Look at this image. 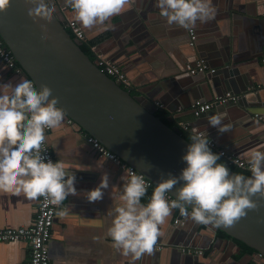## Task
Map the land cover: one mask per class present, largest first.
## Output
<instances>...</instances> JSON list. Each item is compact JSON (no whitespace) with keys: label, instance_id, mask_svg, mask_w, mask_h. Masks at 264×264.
Listing matches in <instances>:
<instances>
[{"label":"crops","instance_id":"obj_1","mask_svg":"<svg viewBox=\"0 0 264 264\" xmlns=\"http://www.w3.org/2000/svg\"><path fill=\"white\" fill-rule=\"evenodd\" d=\"M51 3L66 12L65 21H75L73 10L65 7L63 0ZM155 4L156 0H133L105 26L83 29L85 36L91 38L85 41L93 42L95 53L122 68L131 83L132 95L143 96L156 107L160 105L156 110L164 111L176 128L188 125L191 130L207 129L209 140L217 149L247 162L251 149L264 150V68L260 61L264 50V0H213L217 15L207 23L197 22L192 47L188 45V30L168 25ZM197 61L215 70L211 80L218 84V91L206 85V75L185 73L184 65L194 67ZM20 73L0 63V83H16L21 79ZM223 81L231 86L232 93L243 96L241 102L228 103L224 109L213 107L209 114L194 117L191 103L210 102L215 93L226 91L220 85ZM218 112L226 113L223 124L230 125V130L222 134L208 126L207 118ZM253 113L259 114L257 120L252 118ZM67 121L65 118L59 127L46 133L47 145L55 162L64 158L69 170L75 172L79 194L68 197L56 211L49 241V264H130V257L122 256L112 247L107 236L110 219L106 216L108 209L122 203L121 177L128 175L114 163L98 157L86 141V132L82 136L81 128ZM105 171L110 176V187L102 201L89 203L87 191L99 184ZM150 199L145 195L142 203L147 204ZM37 203L38 200L28 199L23 192L16 195L0 190V229L29 226ZM64 207H69V212L61 216L58 213ZM179 212L174 209L173 215L160 226L162 235L157 242L165 247L180 243L175 238L179 232L174 229ZM194 224L189 221L187 229L191 230ZM223 239L218 236L209 243V237L203 235L200 245L208 248L195 249L203 253V258L197 261L174 250H161L157 243L153 254H145L136 264H259L254 250L242 251L236 242L234 246ZM0 264H29L28 243H0Z\"/></svg>","mask_w":264,"mask_h":264},{"label":"clouds","instance_id":"obj_2","mask_svg":"<svg viewBox=\"0 0 264 264\" xmlns=\"http://www.w3.org/2000/svg\"><path fill=\"white\" fill-rule=\"evenodd\" d=\"M133 0H63L65 7L74 12V20L81 29L91 30L105 26L120 15ZM12 0H0V14H6ZM27 15L40 24L41 40L47 39V24L54 19L56 7L51 0H24ZM155 6L168 25L185 30L195 29L197 22L214 20L217 8L213 0H156ZM41 21L45 23H40ZM66 111L59 99L46 84L37 86L21 78L18 82L0 83V190L21 192L30 200L43 197L46 203L61 206L68 197L78 196L75 172L64 158L53 162L46 159L44 145L48 141L46 129H55L64 121ZM226 113L207 118L208 126L222 134L230 130L223 124ZM190 144L182 157L186 164L176 176L169 173L156 184L151 199L142 203L147 185L144 175L129 170L124 181L120 200L107 210L110 219L107 236L112 247L136 264L145 254L152 255L160 226L179 209L182 216L197 224L228 228L246 218L249 212L258 211V202L264 201V150L251 149L247 163L251 176L232 174L226 163L219 162L222 153L210 148L207 129H192ZM111 184L108 172H103L99 184L87 191V201L98 203L104 199ZM175 199L167 195L176 185ZM255 198V199H254ZM191 208L189 213L188 209ZM69 207L58 214L67 215Z\"/></svg>","mask_w":264,"mask_h":264},{"label":"water","instance_id":"obj_3","mask_svg":"<svg viewBox=\"0 0 264 264\" xmlns=\"http://www.w3.org/2000/svg\"><path fill=\"white\" fill-rule=\"evenodd\" d=\"M27 10L24 0H12L8 12L0 14V40L20 67V77L31 79L37 86H49L53 90V96L59 99V106L66 111V119L72 120L87 135L97 139L124 163L144 175L155 187L169 173L178 176L186 167L182 157L190 144L182 137L180 130L169 127L154 116L157 109L155 104L143 96L132 95L130 90H125L99 71L94 61L81 50L80 43L67 32L65 11L56 9L53 22L46 25L47 39L41 40L43 33L40 24L33 23ZM84 37L91 41L90 36H85V33ZM0 63L6 67L1 61ZM187 66L185 64L183 69L190 75ZM196 75H206V85L211 90H219L218 84L211 80L213 74ZM220 85L226 91L215 93L210 102L227 92L234 94L225 81L220 82ZM238 96L237 101L240 103L243 96ZM196 101L200 100L191 103V112ZM226 107V104L214 105L216 110ZM205 114L209 112L199 117ZM256 114L259 116L258 113L251 114L254 120H257L254 117ZM168 121L171 122V119ZM181 186L182 184L176 185L168 195L175 199L176 189ZM258 203L261 205L258 211L249 212L246 218L228 228L194 222V226L188 230L191 219L179 212L176 217L178 224L174 225V229L176 233L179 232L175 238L180 243H171L173 247L157 243L162 246L161 250H174L197 261L203 258V253L188 254L183 253L182 249H207V246L200 245L201 237H209L211 243L222 232L226 236L223 239L226 243L236 246L235 242L240 241L255 253L261 254V261L264 262V201ZM188 211L190 213L191 208Z\"/></svg>","mask_w":264,"mask_h":264},{"label":"built area","instance_id":"obj_4","mask_svg":"<svg viewBox=\"0 0 264 264\" xmlns=\"http://www.w3.org/2000/svg\"><path fill=\"white\" fill-rule=\"evenodd\" d=\"M66 28L71 31L74 36V40L78 43L85 42L83 29L80 28V25L75 21H67ZM196 41V34L194 30H188V45L194 46ZM92 50V48H91ZM94 63L98 67L99 71L104 73L106 76L119 83L122 88L125 90L131 89V83L127 79L122 68L116 64L111 63L105 59L100 54L95 53L92 50ZM0 61L9 69L19 73L21 72L20 67L15 62L11 52L5 47L4 43L0 40ZM261 64L264 68V50L261 56ZM187 70L191 75L199 73H214V69H209L203 61H197L194 67L187 66ZM29 79V78H28ZM31 80V79H29ZM32 81V80H31ZM239 96L231 93H226L223 96L215 98L212 102H200L196 101L192 105V114L194 117H199L201 114H204L210 111L216 103L218 104H228L234 103L238 100ZM157 107L160 108V105L157 104ZM255 118H259L256 114ZM69 124H73L72 120L67 121ZM264 123V119H262ZM181 130L188 131L192 134V130L188 125H179L178 127ZM49 129H46V133L49 132ZM79 133L82 136H85V131L80 129ZM86 141L90 146L95 150L98 157L104 158L107 161L114 163L121 170L125 171L128 175L129 170L134 171L136 174L140 175L133 167L124 163L115 153L109 151L105 146H103L97 139L92 136L87 135ZM210 141V148L216 153H222L221 158L229 166L237 167L241 170L250 172V166L243 161L242 159L236 157L231 153H227L224 150L217 149L213 141ZM46 150V159H51L55 162L51 150L48 147L47 143L44 145ZM146 185L149 188L152 184L145 178ZM169 201L173 200L170 195H167ZM59 206H55L49 203H46L44 198L41 197L38 199L37 210L35 217H33L31 224L27 227H19L16 229H0V243H11L18 241H25L29 245V264H49V241L51 238V230L56 217V211ZM175 224H178V220H174ZM157 245V244H156ZM185 253H195L201 254V251L183 249ZM260 259L259 264H264L262 255L258 253L257 256Z\"/></svg>","mask_w":264,"mask_h":264},{"label":"trees","instance_id":"obj_5","mask_svg":"<svg viewBox=\"0 0 264 264\" xmlns=\"http://www.w3.org/2000/svg\"><path fill=\"white\" fill-rule=\"evenodd\" d=\"M66 30L69 33L70 37L72 39H74V36L71 33V31L69 29H67V28H66ZM92 46H93V42H86L85 41L83 43L82 42L80 43V48L84 52V54H86L91 61H94L93 60V53H92V50H91ZM154 116L160 118V120L163 121L165 124H167L169 127H171V128L176 127L173 122H170V121L167 120V114L164 111L156 110L154 112ZM179 130L181 132L182 137L190 143L191 142L190 136L192 134L190 132H188V131H184V130H181V129H179ZM219 162L225 163L222 158H221V160ZM227 166H228V168L231 171H233L236 174L244 175L246 177H250V173L248 171L241 170V169H239L237 167H234V166H229V165H227ZM154 189H155L154 185H151L149 188H147L146 197L150 198L152 196V193H153ZM218 236L221 237V238H225L226 237L225 234L222 233V232H219ZM236 243L242 248V251H245V252L253 251V249L247 247L245 244H243L240 241H236Z\"/></svg>","mask_w":264,"mask_h":264}]
</instances>
